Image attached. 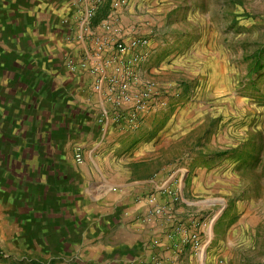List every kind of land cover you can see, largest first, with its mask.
<instances>
[{"label":"rangeland","instance_id":"374dc122","mask_svg":"<svg viewBox=\"0 0 264 264\" xmlns=\"http://www.w3.org/2000/svg\"><path fill=\"white\" fill-rule=\"evenodd\" d=\"M95 1L90 14V0H0V264L43 261L31 218L44 208L59 215L66 202L60 194L76 187L69 183L76 181L71 172L80 171L77 150L83 159L91 150L76 146L74 133L51 156L43 146L17 150L13 125L36 117L41 129L56 123L57 113L80 109L66 95L75 66L87 58L76 46L86 45L97 66L116 59L89 30L100 25L111 37L103 25L112 17L124 37L133 24L123 21L126 6L113 9L118 0ZM157 1L137 15L149 16L135 25L146 31L148 45L126 44L124 53L129 59L141 53L130 71L141 78L134 96L144 95L145 83L153 94L134 111L133 123L118 125L116 154L152 149L133 167L135 176L157 182L143 218L175 228V252L188 249L198 264H264V0ZM90 78L105 108L99 119L110 125L111 105L95 90L96 76ZM69 123L70 133L75 122ZM157 207L162 215H155Z\"/></svg>","mask_w":264,"mask_h":264},{"label":"crops","instance_id":"0c3cea01","mask_svg":"<svg viewBox=\"0 0 264 264\" xmlns=\"http://www.w3.org/2000/svg\"><path fill=\"white\" fill-rule=\"evenodd\" d=\"M155 1L129 0L125 7L127 18L123 17V21L126 19L133 26L124 31L122 40L127 42L125 44L130 45L137 39H147L144 36L146 31L136 29L135 25L139 20L146 22L149 16L145 14L139 19L137 15L158 3ZM109 6L110 2L103 4L97 15L99 21L108 15ZM111 19L113 22L112 17ZM101 30L99 25L94 32L89 30V33L97 40L104 41L111 59L116 58L114 37L111 34L110 41V35H104ZM66 47L73 52L68 45ZM79 50L80 55L87 58L83 67L75 66L72 80L74 85L68 90L70 94L66 95L67 102L76 103L81 110L74 114L59 112L56 123L42 125L41 129L35 125L36 117H28L27 125H23V122L13 125L16 128L14 147L17 150L26 146L28 149L43 146L46 148L45 152L51 156L62 145L71 143L69 139L73 133L80 139L76 146L91 147L83 163L79 164L80 171L71 172L73 176L70 174L76 181L69 184L76 187H68L65 193L60 194L66 202L59 210V215L52 214L53 211L49 213L50 210L44 208L37 212L35 218H31L34 221L32 243L45 249L44 254L38 257V260L43 261H36V264H198L196 256L188 249L179 254L174 251L177 241L172 225L161 219L145 222L143 217L146 215L149 200L147 194L157 192V182L148 175L135 176L133 167L144 162L152 149L133 156L132 153L127 156L116 154L119 143L114 142L116 137L113 136L115 133H123V130L112 119L110 125H102L99 117L101 118L105 109L104 104L101 95L95 93L93 86L89 85L91 68L98 62L93 61L92 51L86 45L76 46L74 51L78 53ZM58 100L51 99V103ZM69 120L75 122V130L70 133ZM62 132L67 138L59 137ZM2 144L1 140L0 145ZM48 160L56 163L51 158ZM65 166L69 165L57 167L66 168ZM70 175L68 173L66 178ZM203 183H210V180L204 179Z\"/></svg>","mask_w":264,"mask_h":264},{"label":"built area","instance_id":"2783aa9c","mask_svg":"<svg viewBox=\"0 0 264 264\" xmlns=\"http://www.w3.org/2000/svg\"><path fill=\"white\" fill-rule=\"evenodd\" d=\"M100 2V0H98ZM89 13H93L98 8V3L95 0H90ZM129 0H118L112 4L113 9L118 10L122 6H126ZM104 30L110 32L114 37V46L117 52L116 59L112 62H105L100 65H94L91 68V74L96 76L95 90L101 93L111 105V119L118 124H124L126 121L133 123L134 111L143 105L144 97L148 98L153 94L152 86L147 87L146 83L140 87V92L144 91L143 96H134L133 86H136L138 79L130 72L133 70L132 64L134 61L141 60L133 55L130 59L124 56L128 46L123 42L122 31L115 26V23L109 22L103 25ZM111 38V37H110ZM110 40V39H109ZM111 41V40H110ZM148 45L147 39H137L131 43L130 49L136 50ZM102 50V49H99ZM117 60V61H116ZM113 68L115 74L109 69ZM139 92V93H140ZM142 93V92H141ZM140 93V94H141ZM78 164L83 163V155L80 149L77 150L75 156ZM156 216L164 213V208H156L154 211Z\"/></svg>","mask_w":264,"mask_h":264},{"label":"trees","instance_id":"16d2710c","mask_svg":"<svg viewBox=\"0 0 264 264\" xmlns=\"http://www.w3.org/2000/svg\"><path fill=\"white\" fill-rule=\"evenodd\" d=\"M1 257V256H0Z\"/></svg>","mask_w":264,"mask_h":264}]
</instances>
